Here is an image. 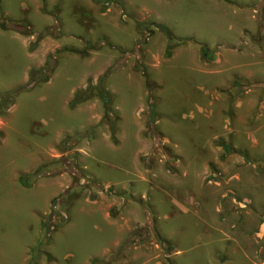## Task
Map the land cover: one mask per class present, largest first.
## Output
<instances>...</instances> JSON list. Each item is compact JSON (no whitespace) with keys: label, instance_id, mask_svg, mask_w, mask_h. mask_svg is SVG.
I'll return each mask as SVG.
<instances>
[{"label":"rangeland","instance_id":"1","mask_svg":"<svg viewBox=\"0 0 264 264\" xmlns=\"http://www.w3.org/2000/svg\"><path fill=\"white\" fill-rule=\"evenodd\" d=\"M0 8V93L34 82L0 97V264H264V0ZM157 24L183 39L171 56ZM50 55L48 80L30 77ZM74 164L94 184L33 256Z\"/></svg>","mask_w":264,"mask_h":264},{"label":"trees","instance_id":"2","mask_svg":"<svg viewBox=\"0 0 264 264\" xmlns=\"http://www.w3.org/2000/svg\"><path fill=\"white\" fill-rule=\"evenodd\" d=\"M45 0H42V2H44ZM110 1H114V0H110ZM0 14H2V9L0 8ZM4 21H10L9 18L7 17H3ZM2 28H6V25L3 24L1 25ZM157 27L162 29L164 32H166L168 38H169V43L167 45V56H171L172 54V49L179 45L183 39H178L176 40L175 43H172V34L169 32L168 28L165 27L162 24H157ZM206 48H203V51ZM55 68V60L52 57V55L49 56V58L46 61V64L44 67L38 68V69H31L30 71V77L32 78H36L37 79H41L42 81H46L48 80V74L53 72ZM105 76H101L99 78V82H98V87L99 89L98 91V96L99 98L102 100V102L104 103V105L106 106L107 104V100H108V95L107 93L104 91V87L103 84L105 82ZM34 82L30 81L29 83L25 84V85H20L17 86L13 89H10L8 91L2 92L0 93V97L4 100V99H10L12 103L13 99L18 96L21 92L30 89L33 86ZM101 85V86H100ZM90 88V87H89ZM89 88L84 89V90H79L75 93V97L73 98L71 104L72 105H77L81 102H84L87 98L91 97V94L89 92ZM10 105V104H9ZM8 105V106H9ZM8 106H3L1 108V112H6L8 110ZM154 107L152 106L150 108L151 113L154 114ZM108 110V109H107ZM68 136L65 137L64 139V143L66 142V140H68ZM228 148V147H227ZM51 169H47L45 167H39L38 169H36L35 171L25 174V175H21L19 177V181L21 182V184H23L26 187H30L32 186V184L36 181V179H38L40 176H42L44 173L49 172ZM72 174H73V178H74V183L69 186L67 189H65L64 191H62L61 193H59L57 196H55L52 201H51V209H50V213L48 214V216L46 217V219L43 221V225H42V231L40 234V237L36 243V245L32 248V253L33 256H35L37 254L38 251L41 250V248L45 245V243L48 240V231H49V226H50V221L56 219L57 217H60L61 212L63 210H65V208H67V206H69L70 202L77 198L79 196V194H81L82 189L84 188V185H79V181L81 179H87L90 182H92L94 184V181L88 177L85 173V171L80 168L77 167L74 164L73 170H72ZM86 184V183H85ZM88 184V183H87ZM86 184V185H87ZM80 186V187H78Z\"/></svg>","mask_w":264,"mask_h":264},{"label":"crops","instance_id":"3","mask_svg":"<svg viewBox=\"0 0 264 264\" xmlns=\"http://www.w3.org/2000/svg\"><path fill=\"white\" fill-rule=\"evenodd\" d=\"M214 1H215V0H214ZM221 1H222V0H221ZM256 2H258V1H256ZM246 18H247V15H246ZM257 18H258V17L256 16V18H255V20H256V21H257ZM263 24H264V22H263ZM255 25H256V27H255V28L257 29V26H258V21L256 22V24H255ZM246 27H247V26H244V28H246ZM263 27H264V25H263ZM243 64H245V63H243ZM235 71H236V70H235ZM54 197H55V195H53V196H52V198H51V201H52V199H53Z\"/></svg>","mask_w":264,"mask_h":264},{"label":"bare ground","instance_id":"4","mask_svg":"<svg viewBox=\"0 0 264 264\" xmlns=\"http://www.w3.org/2000/svg\"><path fill=\"white\" fill-rule=\"evenodd\" d=\"M20 153V152H19ZM28 155H30V154H28ZM21 156V155H20ZM23 157V156H22ZM26 157V156H25ZM32 159V158H31ZM9 187V186H8ZM12 189V188H11Z\"/></svg>","mask_w":264,"mask_h":264}]
</instances>
